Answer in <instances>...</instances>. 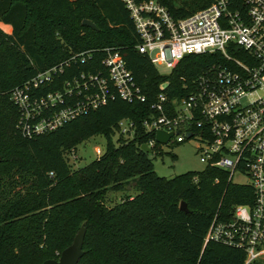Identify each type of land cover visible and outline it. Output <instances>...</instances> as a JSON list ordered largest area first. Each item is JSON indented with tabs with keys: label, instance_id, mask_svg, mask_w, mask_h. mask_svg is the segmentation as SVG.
<instances>
[{
	"label": "trees",
	"instance_id": "16d2710c",
	"mask_svg": "<svg viewBox=\"0 0 264 264\" xmlns=\"http://www.w3.org/2000/svg\"><path fill=\"white\" fill-rule=\"evenodd\" d=\"M156 1L180 19L212 0ZM85 19L97 29L83 25ZM0 20L10 26L9 32L0 28V264L57 259L82 224L78 264H243V250L213 241L204 245L203 239L217 211L229 217L235 205L253 202L251 187L228 181L226 171L208 165L158 176L150 154H162L161 147L155 144L150 153L140 148L154 139L143 121L154 116L157 94L164 91L169 101L187 96L200 74L229 64L222 54H186L161 74L137 50L139 35L123 0H0ZM106 47L120 53L145 100L116 97L53 131L24 137L16 128L19 112L11 91L81 51H92L95 71ZM232 54L242 58L241 52ZM122 119L133 122V138L119 133ZM116 134L117 145L111 139ZM95 135L106 139L102 154L70 171L64 152ZM109 191L124 197L109 204ZM181 201L188 212L179 208Z\"/></svg>",
	"mask_w": 264,
	"mask_h": 264
},
{
	"label": "built area",
	"instance_id": "2783aa9c",
	"mask_svg": "<svg viewBox=\"0 0 264 264\" xmlns=\"http://www.w3.org/2000/svg\"><path fill=\"white\" fill-rule=\"evenodd\" d=\"M123 1L139 35L137 50L157 70L168 69L161 74H169L190 53L220 52L229 62L200 74L187 96L169 101L164 91L159 92L152 105L154 116L143 121L145 130L154 132L146 145L151 149L159 144V130L172 132L168 145L196 139L205 166L226 171L231 182L235 173L247 177V182L237 184L251 187L253 202L235 205L229 217L217 211L203 244L213 241L241 249L243 264H264V0H212L180 19L156 0ZM103 51L95 71L92 51H81L11 91L19 112L16 128L24 137L53 131L116 97L145 100L120 53L110 47ZM236 52L242 58L233 56ZM80 64L87 69L76 71L74 65ZM163 85L168 82L160 89ZM119 133L133 138V122L122 119ZM96 153L102 154L100 149Z\"/></svg>",
	"mask_w": 264,
	"mask_h": 264
},
{
	"label": "rangeland",
	"instance_id": "374dc122",
	"mask_svg": "<svg viewBox=\"0 0 264 264\" xmlns=\"http://www.w3.org/2000/svg\"><path fill=\"white\" fill-rule=\"evenodd\" d=\"M0 28L5 32L10 31V26L0 20ZM159 72L166 73L168 69L158 67ZM123 138L127 136L123 135ZM112 142L118 144V135L112 136ZM198 141L196 139H187L175 145L163 144L161 146L162 154H150L153 162V168L158 176L171 178L189 171H201L205 168V163L200 161L197 149ZM106 139L103 136H92L81 141L71 150L64 152V158L69 166L70 171L83 167L85 164L97 158L96 150L104 151ZM173 155V156H172ZM248 179L239 173L232 177L233 183H245ZM124 197L122 192H107V202L113 204L119 202ZM59 257V255H58Z\"/></svg>",
	"mask_w": 264,
	"mask_h": 264
},
{
	"label": "water",
	"instance_id": "95a60500",
	"mask_svg": "<svg viewBox=\"0 0 264 264\" xmlns=\"http://www.w3.org/2000/svg\"><path fill=\"white\" fill-rule=\"evenodd\" d=\"M82 24L97 29L95 24L89 20L86 19L83 20ZM164 86L165 85H163L161 89H163ZM170 136H172V132H165L159 130L155 133V140L159 144H166ZM140 148L147 153L151 152V149L146 144H142ZM179 208L184 212L189 211L187 204L184 201L180 202ZM85 232H86V228L84 224H82L77 230L72 243L67 247H65L60 252L59 257L57 259H46L41 264H78L80 258L84 253L83 241H84Z\"/></svg>",
	"mask_w": 264,
	"mask_h": 264
}]
</instances>
